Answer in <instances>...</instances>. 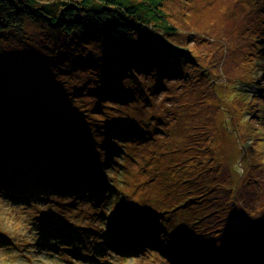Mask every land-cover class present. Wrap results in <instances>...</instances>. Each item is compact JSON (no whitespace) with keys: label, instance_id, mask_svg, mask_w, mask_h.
Masks as SVG:
<instances>
[{"label":"rangeland","instance_id":"1","mask_svg":"<svg viewBox=\"0 0 264 264\" xmlns=\"http://www.w3.org/2000/svg\"><path fill=\"white\" fill-rule=\"evenodd\" d=\"M221 1L166 0L163 3L167 19L178 28L175 34H179V43L193 53L188 51L190 59L183 63L173 62L169 57L163 58V64L155 67V71L163 77L165 73L179 70L187 75L185 79L179 77L175 83L170 81L176 79L175 76L166 82L159 79L158 85L163 86L155 91L151 90L148 81H142L141 75L146 74L140 72L136 65L130 67L129 74L137 79L131 83V87L119 83L120 78L122 82L126 80L123 75L109 79L113 74L109 67L121 64L126 58L119 46L74 35L70 37L68 34L62 37L48 36L45 28L27 18H24L21 29L1 33L0 75L7 79L8 92L30 90L31 95L26 100L32 105L55 111L58 109L59 112L72 104L67 112L72 115L76 113L80 120L69 127L75 130L85 121L84 125L89 123L87 128L91 126L88 133L100 143L99 154L93 152L92 164L98 165L96 171L103 175L104 180L96 177L98 189L93 191L94 199L90 198L92 193L83 192L80 196L72 195L58 200L50 193L35 194L31 187L25 188L30 191L27 195L34 204L39 198L47 197L45 201L52 204L49 206L56 207L61 213L55 214L63 222L61 225L69 226L72 230L67 231L69 240L62 241L66 233L62 235L58 233L60 231H49L46 239H43L40 220L37 219L41 210L27 208L24 214L20 213L23 218L20 220L16 211L11 212L12 201L26 199L25 193L21 192L24 187H19V181H27L36 189V184L42 179L39 174L58 167L57 163L61 166L64 154L63 157L57 156L49 147L46 161L42 157L44 153L38 149L44 148L46 134L41 130L46 128L26 126L25 135L30 136V146L34 144L29 148L35 153L25 155L36 158V166L25 156L9 167L0 166V231L16 243L0 245V264H264V240H260V236H264V224L261 223H264V175L259 170L255 174H247L249 163L245 157L252 150L256 154L258 149L261 150L258 155L264 157V3L260 0H224L225 3L221 5ZM231 10L235 11L234 18H229ZM261 17V22L256 24L255 19ZM203 24H212L214 29ZM219 30L231 35L229 43L225 42ZM93 50L94 55H89ZM238 60L244 65L239 73L233 64ZM198 61L202 63L200 67ZM207 65L212 74L206 79ZM106 66L107 74L102 76ZM104 78L109 80L104 81ZM237 78L250 83L238 84ZM180 84L185 86L178 89ZM237 90H257L258 100L245 94L239 98ZM144 92L148 93L145 99ZM251 106L257 110L259 119L251 120L255 115H250L247 120V111ZM4 107L0 106V132L9 133L10 128L16 131V123L7 119L5 115L8 109ZM233 109L235 112L232 115L227 114L228 110ZM210 110L217 112L220 119L217 120L219 128L215 135V150L218 158L223 159L231 171L232 181L237 183L229 187V194L237 193L240 189L242 195L238 201L241 199L245 205L255 202L258 212L254 219L260 217L249 224L241 221L242 217L247 216L239 211L237 219L231 221L229 230L222 227L223 219L216 217L218 212L214 213L217 210L214 208L218 206L216 191H182L185 185H189L191 190L192 186H196L184 181L186 178L196 181L200 173L197 170L189 174L195 163L192 160L195 157H191L195 151L189 147L201 149L198 141L204 137L197 135L202 131L201 115ZM184 113L189 115V127ZM83 114L85 119L82 118ZM141 115V126L144 128L145 125L153 142L145 149L144 141H138L129 148V144L117 136V130L125 132L129 128L126 123L131 122L134 116L141 118ZM210 125L212 128L217 126L215 121ZM187 127L188 136L183 137ZM251 138L254 139L252 144ZM181 142H184L183 152L179 150L177 154L176 149H179ZM199 151V154L202 153ZM176 155L178 159H175ZM201 157L197 159L208 158L205 154ZM67 161L73 167L71 160ZM205 161L210 163L202 170L210 179H206L205 184L212 187V181L217 183L224 171L216 169L213 160ZM258 163L261 168L262 161ZM44 164L54 166L48 168ZM165 171L168 173L167 179ZM46 178L60 182V177L52 173ZM160 199H163L161 204ZM57 200L60 202L59 208L54 205ZM232 201L235 202L233 196ZM116 212H119L118 218ZM156 212L170 218L178 212L177 219L166 223L163 230L165 235L157 230L144 231L143 226H160L161 223L152 219L150 214ZM106 231H112L111 236H118L119 239L105 238ZM125 235H128L132 245L139 240L133 256L124 258L115 250H107L106 254L97 252L96 246L100 241L110 246L117 240L121 244ZM73 236L72 240L80 249L72 252L74 255L71 252L63 255V250L67 248L76 250L72 248L74 241L70 240ZM27 242L31 245H23ZM77 253L80 255L75 256ZM85 253L93 260L81 259Z\"/></svg>","mask_w":264,"mask_h":264},{"label":"trees","instance_id":"2","mask_svg":"<svg viewBox=\"0 0 264 264\" xmlns=\"http://www.w3.org/2000/svg\"><path fill=\"white\" fill-rule=\"evenodd\" d=\"M165 1L166 0H0V35L1 33H5L10 30L21 29L24 18H27L28 21L32 20L35 24L39 23L43 28H45L48 36L62 37L68 34L70 37H73L74 35L75 37H83L84 39L86 38L93 41H100L110 46H119L126 55V58L121 64L117 66L115 64L109 67V70L111 69L113 72L109 79L112 77L118 78L117 76L123 75L126 80L122 82V78H120L119 83H124L125 85L131 87V83L137 79L132 78L131 74H129L131 70L130 67L132 65H136L140 72H144L146 74L141 75L144 79L142 81H148L151 86V90L155 91L158 90L160 86H163V84L158 85L157 82L159 79H163L164 82H166L167 80L169 81L172 76H175L176 79L170 80L175 83L179 77L182 79L183 76L185 79V76L187 75L183 73L182 70H179L172 73H165V77H163L160 72L155 71V67L157 68L163 64V58L169 57L173 60V62L182 61L183 63L184 61L187 62L186 59H190L189 55L193 53L192 50H186L183 48V45L179 43L177 39L179 34H175L177 33L178 28L170 21V19H167L168 16L163 8V3ZM223 2L224 0L221 1V5ZM260 2L264 3V0H260ZM229 15H231L229 18H234L235 11H229ZM260 19L262 20V17L255 19L256 24H258V21L259 23L261 22ZM204 21L207 20L204 19ZM203 25L210 29H214L212 24ZM219 33L222 34V38L225 39V42L229 43L231 35H229L225 30H219ZM188 51H190L191 54H189ZM89 53V55H94V50ZM210 64L215 66L212 63ZM233 64L238 73L244 67L243 64H240L239 60L237 63L233 61ZM201 65L202 63L198 61V66L200 67ZM106 68L107 66L103 69V74H101L102 76L107 74ZM205 74H207L206 79L211 76L210 74L212 73L209 67ZM166 75H168V77H166ZM224 77H226V75ZM220 78L223 77L221 76ZM109 79L104 78V81H108ZM236 82L238 84L242 82L246 84L250 83V81L248 82L241 78H237ZM184 86L185 85L180 84L178 89ZM250 86H252V84H250ZM252 87H255L257 90H262L259 86L254 84ZM8 89L9 86L7 79L0 75V106H5L4 109H8V113L5 115L7 119L16 123V131H13L12 128H10L11 132L9 133L0 132V166L9 167L10 164L17 162L22 156L31 160L33 166H36L37 159L31 158L29 155L35 153V151L29 148L34 146V144L30 146V136L25 135L26 126H29V128L30 126H40L42 128H46L41 130L46 134L44 137L45 141L43 142L44 148H38L44 153L45 156H42L43 158L49 156L47 154L49 153V147L50 151H54L57 156L59 154L63 157L62 153L64 154V161H61V166L58 163V167L52 164H50V166L44 164V166L48 168L51 166L54 167L50 168V171L46 170L39 174V177L42 179L41 182L36 184V189L27 181L18 182L20 188L24 187L22 188L24 192H21L25 193L24 196L25 198L27 197L28 200L23 199L24 202L12 201V205L14 207L12 206L13 210H11V212H15L16 209H19L20 207L23 209H32L35 207L38 208V210H41V213L47 215H52V213L56 211V207L49 206L52 204L45 201L47 197L44 199L39 198L35 201V204L30 201L31 197L27 195L30 194V191L26 190L28 187H31L35 194L48 195L50 193L53 197H58V200L63 197H71L72 195L80 196L83 192L92 193L90 198L94 199L93 191L98 189V184L95 183L96 177L99 178V180H104V177L96 171L98 169V165H96V163L92 164L94 160L93 152L96 151L95 153L99 154L98 146L100 143H98L97 140H94L92 134L88 133L91 129V126L87 128L89 123H86L85 126L84 123L86 121L82 122V126L72 130L69 125L71 124L74 126L73 122L78 123L80 120L77 118V115H75L76 113L72 115V113L67 112V110L71 108L70 105L72 104L66 105L61 112H59L58 109L55 111L54 109L38 108L26 100L29 99L31 95L30 90H18L14 93H9ZM127 90L131 93H135L131 89ZM257 90H237V96L242 98V95L245 94L250 95L253 100H258ZM146 96H148V93L144 92V99ZM134 104L137 105L136 102ZM249 108L247 111V120L250 119V115H255L251 120H255V118L259 119L260 117L259 114H257V110H253L252 106ZM253 111L256 114H251ZM228 112L229 113L227 114L232 115L233 112H235V109L228 110ZM229 115L225 116V118ZM183 117L189 127L191 125L189 115L184 113ZM201 117L203 119L200 126L202 131L197 133V135H202L204 137L202 141H198L201 145V149L198 148L196 150L193 147H189L191 151H195V154H192L191 156L192 158L195 157L192 159L195 161L193 165L194 168L189 171V174L191 175V171L195 172L197 170H199L197 172L200 173L197 175L196 178L198 179L196 181L193 178H186L184 180L185 182L189 184L194 183L196 186L191 185L193 188L191 190L190 187H188L189 185H185V188H183L182 191H186V193L190 191L192 193L205 190L206 192L216 191L218 196V206L214 208L217 209L214 213L218 212L216 214L217 216H215L219 219H223L222 227H226L227 230L230 228L229 225H231V221H235V218L237 219V213L239 211L247 216L242 217L241 221L248 222L249 224L253 223L252 220L260 218L257 217L254 219V216L258 212L256 203L254 202L245 205L241 199L238 201L242 195L240 189L237 193L231 195L228 191L230 189L229 187H232L237 183L232 181V177L230 175L231 171L228 170V166L224 163L223 159L218 158V152L215 150V135L219 128L216 118L217 112H213L211 110L210 112H205V114L202 112ZM82 118L85 119L84 114ZM210 118L211 122L213 121L214 123L215 121L217 126L214 125L212 128L210 125ZM131 119V122L128 121L126 123L129 124V128L125 132L122 129H118L117 136L124 142H127L129 144V148L134 146L138 141H144L145 149L152 144L153 138L147 134L145 125L144 128L141 126L142 115L141 118L134 116ZM207 120H209V122L206 123ZM255 125L257 126V124ZM207 126H209V128ZM188 127L183 134V137L188 136ZM56 139L58 141L55 142ZM252 139L253 138L250 139V144L253 143L254 139ZM256 141L257 140H255V142ZM183 144L184 142H181L179 149H176L177 154L180 153L179 150L183 152ZM198 150L202 151V153L199 154ZM260 151L261 150L258 149L256 154L253 152L245 154L249 163L247 174H255V171L259 170L262 172L261 174L264 175V157L262 158L258 155ZM25 153L29 154L25 155ZM202 154H205V156L207 155L208 158L205 157L204 159H197L203 158L201 157ZM175 157V159L179 158L178 155ZM47 159L48 158H45L46 161ZM205 159L213 160L212 162H214L217 167L215 168H221V171H224L223 174L219 175V181L217 183L212 181V187L205 184L206 179L210 181L209 176L202 171L206 164H210L209 162L207 163ZM67 160H71L70 163L73 164V167H70ZM109 161L110 160L108 158L107 163H109ZM259 161H262L263 163L261 168L258 167ZM251 166L253 167L251 168ZM210 167L207 169H210ZM50 173L59 176L60 182L55 183L54 179H44L45 176ZM164 173L167 179L168 173L166 171ZM232 196L235 197V202L232 201ZM15 198H17V196H15ZM18 198H20V196H18ZM171 199L173 200L172 196ZM58 200L54 205H58L59 208L60 202ZM162 201L163 199H160L159 204L163 203ZM14 203L18 205H15ZM178 204H180V202ZM179 206H181V204ZM150 214L152 219L161 223L159 227H146L139 224L134 225L143 226L144 231L146 232H156L157 230V232L162 235H165L163 234V230L164 228L166 229V223L168 221L172 222L173 219H177L176 216L179 217L178 212L176 216L171 218L168 216L163 217L161 212ZM115 215H117L118 218L119 212H116ZM241 221L240 223L242 224ZM261 223L264 224L263 222ZM236 226H240L241 228L243 227L240 224H237ZM151 229L154 231H151ZM111 235L112 231H106L104 233V236H106L107 239H119L118 236L112 237ZM260 238H262L260 239L261 241L264 240V236H260ZM166 239H168V237ZM124 240L126 244L130 242L128 235H125Z\"/></svg>","mask_w":264,"mask_h":264},{"label":"bare ground","instance_id":"3","mask_svg":"<svg viewBox=\"0 0 264 264\" xmlns=\"http://www.w3.org/2000/svg\"><path fill=\"white\" fill-rule=\"evenodd\" d=\"M216 118H217V120H220V119H218V118H219V116H218V117H216ZM26 199H27V197H26ZM22 210H23V208H21V207L18 209V211H19V212H21ZM20 218H22V217H20ZM151 231H154V230H153V229H151Z\"/></svg>","mask_w":264,"mask_h":264}]
</instances>
